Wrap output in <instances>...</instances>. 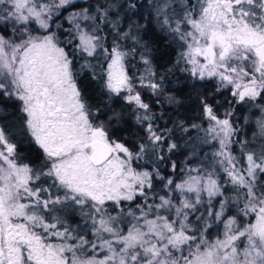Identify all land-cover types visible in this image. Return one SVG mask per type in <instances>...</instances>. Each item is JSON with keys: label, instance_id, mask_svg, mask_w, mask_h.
<instances>
[{"label": "snow or ice", "instance_id": "6c2138e0", "mask_svg": "<svg viewBox=\"0 0 264 264\" xmlns=\"http://www.w3.org/2000/svg\"><path fill=\"white\" fill-rule=\"evenodd\" d=\"M145 7L178 50L168 71L227 104L222 118L199 94L208 124L191 127L211 151L170 175L160 166L178 145L144 95L162 103L164 77L120 14ZM84 72L132 110L145 133L135 150L111 131L121 117L89 105ZM5 99L38 151L25 162L0 126V264H264V0H0ZM238 111L257 116L253 141L237 140Z\"/></svg>", "mask_w": 264, "mask_h": 264}, {"label": "trees", "instance_id": "16d2710c", "mask_svg": "<svg viewBox=\"0 0 264 264\" xmlns=\"http://www.w3.org/2000/svg\"><path fill=\"white\" fill-rule=\"evenodd\" d=\"M80 2L84 3L85 0H80ZM88 2L94 3V0H88ZM118 2H122V0H118ZM120 14L124 30H127L130 22L129 17L135 23L141 25L139 35L142 43L149 48L153 67L158 73L157 79L160 76L164 77L165 96L160 98L163 101L162 103H155L157 98L150 96L147 92L144 95L156 117L153 123L158 132L167 137L168 141L175 142L178 145L177 149L171 154L167 153L165 149L167 163L160 166L162 174L170 175L172 162L178 165L179 171V168L183 167L185 162L196 164L203 159L205 154L211 151L212 146L203 142V131L191 127L193 124H199L202 128H206L208 124L202 117L199 94L207 93L208 99L215 104L218 115L222 118L227 108L225 95L214 93L211 83H208L206 87L194 89L193 85L196 82H193L187 74L178 70L168 71L169 68L173 67L178 50L169 36L149 18V11L146 7L139 8L135 13L121 9ZM127 45L131 47L132 41H127ZM131 65L129 67L130 74L139 76L144 71L139 55L131 61ZM79 86L89 105L93 106L94 110L99 109L102 119L107 121L108 117L114 114L121 117L117 123L112 124L111 131L135 150L145 133L142 126L137 123L132 110L119 98L109 99L101 91L99 82L93 80L88 72L81 74ZM169 95L174 96L178 102L168 103L166 97ZM0 110V126L6 125L11 129L14 138L19 143V148L22 150L21 155L25 158V162L36 161L38 150L22 131V114L19 112L18 103L9 102L6 99L0 100ZM245 118L248 119L247 123H245ZM233 119L240 127L237 140L253 141L257 116H253L247 111H238ZM185 128L188 130L185 131ZM234 151L239 154V145L234 146ZM76 219L79 218L76 217Z\"/></svg>", "mask_w": 264, "mask_h": 264}, {"label": "rangeland", "instance_id": "374dc122", "mask_svg": "<svg viewBox=\"0 0 264 264\" xmlns=\"http://www.w3.org/2000/svg\"><path fill=\"white\" fill-rule=\"evenodd\" d=\"M9 102H15V101H13V100H8ZM0 112H1V110H0Z\"/></svg>", "mask_w": 264, "mask_h": 264}]
</instances>
